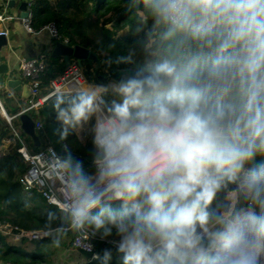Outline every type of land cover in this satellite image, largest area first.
<instances>
[{
    "label": "clouds",
    "instance_id": "1",
    "mask_svg": "<svg viewBox=\"0 0 264 264\" xmlns=\"http://www.w3.org/2000/svg\"><path fill=\"white\" fill-rule=\"evenodd\" d=\"M127 7L135 38L116 63L130 67L49 98L61 151L44 179L64 207L44 235L114 236L84 244L99 264L113 248L122 264H264V0Z\"/></svg>",
    "mask_w": 264,
    "mask_h": 264
},
{
    "label": "trees",
    "instance_id": "2",
    "mask_svg": "<svg viewBox=\"0 0 264 264\" xmlns=\"http://www.w3.org/2000/svg\"><path fill=\"white\" fill-rule=\"evenodd\" d=\"M129 0H33L29 6L31 15L30 28L38 31L40 28L52 24L59 36L60 41H66V45L80 46L93 52L99 61L98 74L109 80L118 79L122 71L130 66L117 64L116 59L126 54L127 47L132 43L134 34L126 30V25L132 24L133 12L127 7ZM0 7V13H3ZM55 42L52 40V43ZM45 67L40 73L36 98H42L50 92V83L59 77L67 64L60 59L49 57L44 54ZM111 59V64L107 61ZM70 62H75L70 60ZM83 75L88 84H101L94 76V64L82 62ZM48 96L37 108L28 109L25 105L24 114L34 124H40L35 129V135L39 146H34L32 140L21 130L20 137L29 153H35L42 148L52 147L57 153L61 151V145L57 143L58 137L54 130L59 127L58 121L52 109V103ZM18 117L15 119V127L18 128ZM10 131L3 125L0 119V181L16 186L19 178L28 169V164L22 156L16 152L17 141L10 139ZM80 136H85L84 140ZM67 146L73 154L82 160L84 155H92V144L90 137L84 132H75L68 136ZM264 157H257V161ZM57 212L59 209L48 205L35 190L24 192L18 204L13 205L0 198V223L5 222L10 227V232H42L44 233L48 222V212ZM60 219L52 221V228L58 227ZM17 230V231H16ZM76 233L69 232L61 237L60 246L57 247L52 239L44 237L41 239H30L23 237L19 244L12 243L0 237V264H56L60 255L72 249L71 241ZM55 235V233H54ZM97 241L93 242V252H102L105 248H111L108 240H102L97 235ZM84 264H99L92 258L85 259ZM110 264H122L121 259L113 248V258Z\"/></svg>",
    "mask_w": 264,
    "mask_h": 264
},
{
    "label": "built area",
    "instance_id": "3",
    "mask_svg": "<svg viewBox=\"0 0 264 264\" xmlns=\"http://www.w3.org/2000/svg\"><path fill=\"white\" fill-rule=\"evenodd\" d=\"M8 17L0 14V22L6 20ZM30 11L27 13L25 18H22V24L27 32H33L30 28ZM47 29L50 37L58 42L60 41L59 36L55 27L52 24H49L45 27L40 28ZM0 35L6 36V32L0 31ZM65 43V41L63 42ZM45 67V59L43 56H38L37 58L23 60L19 65V71L24 79L29 81V92H30V99L28 101V109L39 107L43 101L51 95H54L56 91L65 90V86L69 83H73L75 87L87 85L88 83L85 80L83 72L81 71L79 65L76 62L68 63L62 74L53 80L50 83V92L47 96L42 98L35 99L37 95L38 89V78L40 73L43 71ZM25 112V111H24ZM23 113V112H22ZM19 113V114H22ZM18 117V115L10 116L5 113V111L0 107V119L3 125L10 131V139L8 141H17L19 146L16 152L22 156L24 161L28 164V169L26 172L19 178L18 184L22 188L23 191L35 190L40 193L41 197L48 205H53L57 209L64 207V205L59 204L58 200L55 195V189L51 188V185H47L45 183V177L49 176L47 168L54 167L57 163L56 161V150L52 147L42 148L35 153H29L23 143L22 138L19 135L18 130L13 125V120ZM41 126L40 124L35 125V129H39ZM46 157L51 158V162L46 163ZM51 188V189H50ZM17 231V230H16ZM10 227L7 223L1 222L0 223V237L1 238H9L10 234ZM20 235L22 238L26 237L30 239H41L44 238L45 235L42 232H33V233H24V232H14ZM98 239L95 237L89 236L88 232H81L76 233L74 238L71 241V247L73 250H83V246L85 243H89L92 245L93 251V242L97 241ZM85 252V251H84ZM90 253L91 252H86Z\"/></svg>",
    "mask_w": 264,
    "mask_h": 264
},
{
    "label": "crops",
    "instance_id": "4",
    "mask_svg": "<svg viewBox=\"0 0 264 264\" xmlns=\"http://www.w3.org/2000/svg\"><path fill=\"white\" fill-rule=\"evenodd\" d=\"M32 1L33 0H0V7L4 9L3 13L0 14L8 17L6 20L0 22V31H4L7 34V46L0 50V107L10 116H19L21 115L19 113L22 112V114H24L25 110L17 114L14 113L23 109L25 105H28L30 92L29 97L25 99L20 91H12L9 89L6 86V82L8 80L19 81L20 86H26L29 89V81L24 79L19 71L20 63L23 60L33 59L48 54L47 51L52 49L54 43H56V41L52 43L53 39L50 37L47 29L29 33L24 28L18 7L21 3L25 2L29 8ZM64 41L65 40L58 42L66 44V41L63 43ZM70 60L69 63H71ZM15 119L12 122L14 127ZM16 129L20 132V123ZM3 143L7 144L8 140H4ZM81 158L84 161L85 167L91 170V155H84ZM24 192L25 191L18 185L13 186L0 181V198L6 200L10 204H18L20 198L24 196ZM4 239L19 244L22 237L16 233H11L9 238ZM85 259L86 258L80 255L77 250L69 249L60 255L59 261H57L56 264H84L86 261Z\"/></svg>",
    "mask_w": 264,
    "mask_h": 264
},
{
    "label": "water",
    "instance_id": "5",
    "mask_svg": "<svg viewBox=\"0 0 264 264\" xmlns=\"http://www.w3.org/2000/svg\"><path fill=\"white\" fill-rule=\"evenodd\" d=\"M20 11V18H25L29 9L27 7V3L23 2L18 7ZM7 46L6 36L0 35V50L3 47ZM48 55L51 58L61 59L65 64L69 63L70 59H73L80 67L81 71H84L82 66V62L86 61L89 65L94 64V76L100 83H105L107 78L98 74L99 61L96 55L89 51L88 49L82 48L80 46L70 47L66 44H62L59 42L54 43V47L49 49ZM6 86L12 91H20L23 98L27 99L29 97V89L26 86H20L19 81L8 80L6 82ZM75 88L73 83H69L65 86V91ZM18 120L20 123L21 131L28 136L34 146H39L38 139L35 135V124L34 122L25 114H21L18 116ZM27 237V234H26ZM77 252L82 255L86 259H91V254L86 253L82 250H77Z\"/></svg>",
    "mask_w": 264,
    "mask_h": 264
}]
</instances>
